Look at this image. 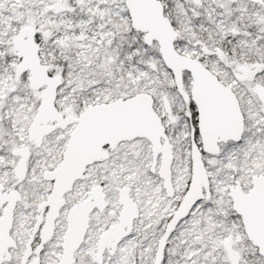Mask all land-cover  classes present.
Masks as SVG:
<instances>
[{"label": "snow or ice", "instance_id": "snow-or-ice-1", "mask_svg": "<svg viewBox=\"0 0 264 264\" xmlns=\"http://www.w3.org/2000/svg\"><path fill=\"white\" fill-rule=\"evenodd\" d=\"M0 264H264V0H0Z\"/></svg>", "mask_w": 264, "mask_h": 264}]
</instances>
